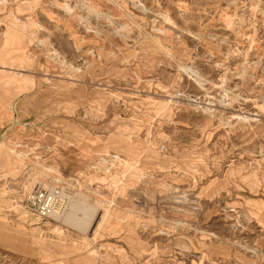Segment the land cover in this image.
<instances>
[{"label": "rangeland", "instance_id": "1", "mask_svg": "<svg viewBox=\"0 0 264 264\" xmlns=\"http://www.w3.org/2000/svg\"><path fill=\"white\" fill-rule=\"evenodd\" d=\"M0 99V264H264V0H0Z\"/></svg>", "mask_w": 264, "mask_h": 264}, {"label": "built area", "instance_id": "2", "mask_svg": "<svg viewBox=\"0 0 264 264\" xmlns=\"http://www.w3.org/2000/svg\"><path fill=\"white\" fill-rule=\"evenodd\" d=\"M21 204L38 218L45 219L64 210L67 200L56 187L38 183L30 190H22Z\"/></svg>", "mask_w": 264, "mask_h": 264}, {"label": "bare ground", "instance_id": "3", "mask_svg": "<svg viewBox=\"0 0 264 264\" xmlns=\"http://www.w3.org/2000/svg\"><path fill=\"white\" fill-rule=\"evenodd\" d=\"M96 98V97H95ZM97 101V100H96ZM92 106V105H91ZM97 108V107H96ZM101 109V108H100ZM99 112V111H98ZM63 195H65V193H63ZM65 198H66V200H67V203L69 204L68 205V207H67V205H66V207L64 208V210L63 211H61L60 213H58V214H55V215H53V217L54 218H56V219H62V218H66L67 217V219H69L70 217H69V215L74 219V216H75V214H76V212L77 211H75L76 209L71 205V202H72V197L70 196V195H65ZM66 208H67V210H66ZM66 210V211H65ZM72 218H70V219H72ZM86 215H84V217H83V220L82 221H86ZM66 219V220H67ZM52 264V263H51Z\"/></svg>", "mask_w": 264, "mask_h": 264}, {"label": "crops", "instance_id": "4", "mask_svg": "<svg viewBox=\"0 0 264 264\" xmlns=\"http://www.w3.org/2000/svg\"><path fill=\"white\" fill-rule=\"evenodd\" d=\"M7 106L6 102L4 100L0 99V110L4 109ZM2 155V153H1ZM0 238H5L4 234L0 232Z\"/></svg>", "mask_w": 264, "mask_h": 264}]
</instances>
